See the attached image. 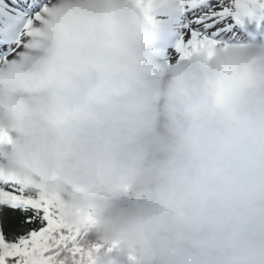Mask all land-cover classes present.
Wrapping results in <instances>:
<instances>
[{"label": "clouds", "instance_id": "clouds-1", "mask_svg": "<svg viewBox=\"0 0 264 264\" xmlns=\"http://www.w3.org/2000/svg\"><path fill=\"white\" fill-rule=\"evenodd\" d=\"M45 7L0 59V176L57 201L96 264H264L260 29L162 60L139 0Z\"/></svg>", "mask_w": 264, "mask_h": 264}, {"label": "snow or ice", "instance_id": "snow-or-ice-1", "mask_svg": "<svg viewBox=\"0 0 264 264\" xmlns=\"http://www.w3.org/2000/svg\"><path fill=\"white\" fill-rule=\"evenodd\" d=\"M146 14L161 0H139ZM179 13L181 35L176 44L180 58L194 52L209 55L222 39H246L241 29L264 27V0H171ZM49 0H0V32L10 35L17 26L27 29L46 9ZM21 32L19 33V35ZM19 44V39L15 45ZM14 54L13 47L0 50V59ZM8 137L0 133V145ZM0 207L18 211L23 219L19 233L6 239L0 228V264H96L99 248L85 247L83 233L68 224L59 203L37 195L15 178L0 176Z\"/></svg>", "mask_w": 264, "mask_h": 264}, {"label": "rangeland", "instance_id": "rangeland-1", "mask_svg": "<svg viewBox=\"0 0 264 264\" xmlns=\"http://www.w3.org/2000/svg\"><path fill=\"white\" fill-rule=\"evenodd\" d=\"M156 8L158 9L159 6L155 7V9ZM173 15L174 16L172 18L168 19V21H169L168 23L170 24V28L172 27L171 30L177 35L175 42L169 44V42L166 41L167 45L166 46L163 45V48L160 46L162 42L160 44H157V45L155 44V47L157 49L161 47L160 49H158V51L160 53V57L162 60L170 59L171 57L178 55L176 52V44H177V41L179 40L181 32H180V28H179V19L180 18H179V13H178L176 7H175V13ZM153 16H156V15H153ZM21 28H22V25H19V26H17L16 29H21ZM263 29H264V27H263ZM1 209L2 208L0 207V211H1ZM89 239L94 240L95 238L89 237ZM122 264H127V262L123 261Z\"/></svg>", "mask_w": 264, "mask_h": 264}, {"label": "trees", "instance_id": "trees-1", "mask_svg": "<svg viewBox=\"0 0 264 264\" xmlns=\"http://www.w3.org/2000/svg\"><path fill=\"white\" fill-rule=\"evenodd\" d=\"M1 208L0 228L4 231L6 239L11 240L14 233H19L20 229L18 226L23 217L18 211H13L8 207Z\"/></svg>", "mask_w": 264, "mask_h": 264}]
</instances>
